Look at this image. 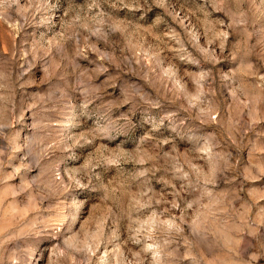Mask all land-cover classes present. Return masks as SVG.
Here are the masks:
<instances>
[{"label": "clouds", "instance_id": "9594fccd", "mask_svg": "<svg viewBox=\"0 0 264 264\" xmlns=\"http://www.w3.org/2000/svg\"><path fill=\"white\" fill-rule=\"evenodd\" d=\"M153 6L164 5L0 0V264H40L45 243L57 246L56 264H181L184 256L169 251L178 242L200 264L193 252L231 212L234 193L218 190L236 171L228 157L243 139L237 125L245 116L264 119L255 105L264 98V0H204L197 12L212 25L210 50L169 4L165 13L183 34L171 57L144 40L147 29L103 10ZM206 6L220 17L209 20ZM101 28L111 50L101 64L143 81V93L119 104L104 101L99 86L81 87L95 78L80 59ZM186 44L201 53L195 64ZM112 159L132 168L117 167L110 179ZM256 175L264 177V166ZM97 198L107 215L86 234L79 221ZM157 213V227L142 230L140 218Z\"/></svg>", "mask_w": 264, "mask_h": 264}, {"label": "rangeland", "instance_id": "374dc122", "mask_svg": "<svg viewBox=\"0 0 264 264\" xmlns=\"http://www.w3.org/2000/svg\"><path fill=\"white\" fill-rule=\"evenodd\" d=\"M84 2L85 0H75L77 5H83ZM162 2L163 7L153 6L148 11L127 8L108 9L107 7L103 10L114 14L119 20H132L133 23L139 25L142 33L147 29V33H143L144 40L153 46L159 45L163 49L160 53L162 57H171L173 50L179 46L176 38L183 39L180 24L165 13V8L169 4L172 5L168 8L169 12L178 11L182 20L187 15L188 18L183 20V23L185 25L191 23L196 26L198 45L201 49L210 50L215 46L209 44L212 25L208 24L207 28L202 25L201 21L204 16L197 12V8L204 3V0H187L184 9L180 8V3H184V0H179V2L178 0H162ZM66 7L67 4H65ZM206 9L210 14L209 20L220 17V13L213 12L210 6H206ZM62 14L60 13V15ZM141 16L143 19H140ZM56 30L59 31L58 20ZM118 36V33L114 34L115 38ZM98 38L99 42L97 43ZM91 39L95 43V49L91 44L87 50L82 49L85 51L86 58H81L80 63L89 71L95 70V78L92 81L84 80L81 87L91 92L93 88L99 86L103 89L102 99L104 101L112 100L115 104H119L125 95L143 93L144 89L141 87L143 81H140L138 73L132 70L120 73L115 65L109 66L106 61L101 64L102 54L111 51L105 46L109 34L101 28L98 36ZM185 48L189 61L195 64L200 60L201 53L196 52L192 46L187 44ZM103 68L108 70L105 72L102 70ZM237 70L241 73L248 71L242 65H238ZM248 79L251 80L252 77H248ZM193 99H196L195 96ZM100 102L97 101V103ZM255 105L257 109L264 108V98L256 97ZM122 107L129 106L123 105ZM252 119L251 116H245L237 125L243 139L239 149H229L228 157L232 159L234 154L236 171L225 174L227 179L223 181L218 190H230L234 193L235 198L232 199L231 212L222 216L218 221V230L211 235L205 234L198 245V254L193 252L194 255H197V259L203 257L200 264H264V177L256 175V167L264 166V119L256 118L254 122L250 123ZM105 147L107 146L105 145ZM117 167L122 170H130L132 164L121 165L119 159L110 160L109 168L112 174L110 179L117 175ZM161 187V184H155L156 191H160ZM166 198L171 199L170 196ZM106 215L107 206L99 198L94 199L88 204L78 227L83 229L86 234L93 233L100 227ZM140 219L142 230L153 231L158 225L159 214L143 216ZM56 247L55 244L47 243L41 247L42 255L36 257L40 264H56L58 260V255L54 251ZM169 251L176 257L184 256L181 264H192L189 252L179 242L169 245Z\"/></svg>", "mask_w": 264, "mask_h": 264}]
</instances>
